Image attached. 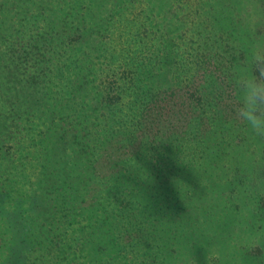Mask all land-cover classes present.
Segmentation results:
<instances>
[{"label": "trees", "instance_id": "16d2710c", "mask_svg": "<svg viewBox=\"0 0 264 264\" xmlns=\"http://www.w3.org/2000/svg\"><path fill=\"white\" fill-rule=\"evenodd\" d=\"M253 11L0 0V264H264V138L231 84Z\"/></svg>", "mask_w": 264, "mask_h": 264}, {"label": "clouds", "instance_id": "9594fccd", "mask_svg": "<svg viewBox=\"0 0 264 264\" xmlns=\"http://www.w3.org/2000/svg\"><path fill=\"white\" fill-rule=\"evenodd\" d=\"M264 14L250 13L247 26L255 33L246 61L234 69L232 87L238 96L235 117L257 137L264 138Z\"/></svg>", "mask_w": 264, "mask_h": 264}]
</instances>
